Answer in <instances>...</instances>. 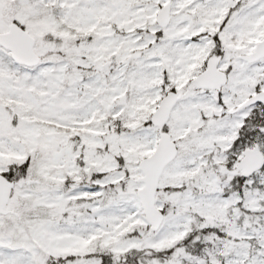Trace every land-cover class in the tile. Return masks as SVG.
<instances>
[{"label":"rangeland","instance_id":"1","mask_svg":"<svg viewBox=\"0 0 264 264\" xmlns=\"http://www.w3.org/2000/svg\"><path fill=\"white\" fill-rule=\"evenodd\" d=\"M171 1L165 24L159 13L169 0H0V32L18 22L42 58L50 33L68 41L74 31L76 41L70 61L43 58L33 68L0 46V173L38 148L44 156L0 214V264L67 256L100 264L99 250L170 249L194 225L213 229L203 254L178 249L152 264H264V171L245 178L238 169L245 148L264 152V105L241 108L264 90V59L239 58L264 39V0ZM211 59L229 81L203 90L194 80ZM171 89L182 100L166 129L180 151L160 181L167 218L146 231L140 162L156 150L160 130L151 118ZM110 115L131 117V129L118 131ZM82 163L102 178L74 183ZM34 175L50 185L31 183ZM31 206L50 215L30 218Z\"/></svg>","mask_w":264,"mask_h":264},{"label":"water","instance_id":"2","mask_svg":"<svg viewBox=\"0 0 264 264\" xmlns=\"http://www.w3.org/2000/svg\"><path fill=\"white\" fill-rule=\"evenodd\" d=\"M170 20L171 2L169 1L160 11L159 21L166 24ZM36 44V38L17 22L11 23L8 31L0 32V45L11 51L13 59L21 65L34 67L41 62L42 58L36 51ZM240 58L248 63H254L264 58V39L257 44L254 52L241 55ZM218 65L219 60H210L207 70L196 78V82L203 87L225 84L228 80L227 75L219 70ZM179 99L180 96L176 91L169 92L153 113L152 122L160 128V139L155 152L140 162L143 176L139 177L137 181L143 186L138 189V196L146 221L153 230L160 229L166 218L165 212L158 206L157 195L165 169L178 155V145L165 128ZM255 103L264 104V90L250 98L245 105ZM240 166L243 168L245 176H251L261 170L264 167V154L260 147L255 146L248 149ZM15 186V182L0 173V214L5 213Z\"/></svg>","mask_w":264,"mask_h":264},{"label":"trees","instance_id":"3","mask_svg":"<svg viewBox=\"0 0 264 264\" xmlns=\"http://www.w3.org/2000/svg\"><path fill=\"white\" fill-rule=\"evenodd\" d=\"M49 9H45L46 16L48 15ZM74 31H71L69 33V40L68 41H62L60 36V30L57 32L50 33L49 36L45 38L47 43L50 45L46 55L43 57L47 62L51 61H59L61 58H68L70 59L75 55L73 52L74 46H75V39L73 38ZM80 36L83 34L80 33ZM81 40V39H80ZM79 40V41H80ZM78 41V42H79ZM65 42V46L63 48L61 47V43ZM91 42V41H90ZM71 70V69H70ZM73 72V71H70ZM70 80V79H69ZM20 119V116L18 117L16 115L14 124L16 125L18 123V120ZM131 117L124 116L121 119H113L110 115L108 121H110L111 125L117 129L120 132H124L126 130L131 129ZM43 153L40 151V148L36 149V151L28 152L27 156L23 159H17L14 162L11 163V165L8 166V170L4 172L3 174L12 182H15L18 186L22 181L29 180L31 174L33 171L38 172V168H40L41 161L43 159ZM81 161V160H80ZM81 169V180L80 181H74V183L77 184H89V183H95L96 181L100 180L102 178V175L99 174L98 170L92 169L90 172H85L86 164L82 163L81 166H79ZM55 169L53 168L52 171ZM264 171V170H263ZM26 182V181H25ZM37 183V184H48L50 185V182L45 181L41 175H34V178L31 180V183ZM125 182H121L118 185L112 184L110 187H105L104 190L107 192L109 188L113 189L116 187H119L123 185ZM72 186L71 182H64L62 184V187L64 190H67ZM165 191V189H160L159 191V197H162V193ZM29 212V217L33 218L34 215H37L38 217L45 218L46 216L50 215V213H47L48 211L43 208H37V207H30L27 209ZM20 214H18L19 216ZM37 217V218H38ZM144 230H149L150 227L147 225L146 227L141 225ZM213 229L210 227H200L199 225H194L191 231L184 237V239L180 240L175 244L173 248L170 249H164V250H155V249H142V250H133L128 253L122 254V253H116L113 252L112 249H105L103 251L99 250L98 253H94L95 255H98L101 257V263L100 264H152L154 262H160V263H167V260L171 258V255L176 252V250L180 249L183 251H186L189 254L192 255H201L205 252L208 241L210 238H212L213 235ZM138 234L136 233H133ZM80 257L78 256H67L66 258L58 257V258H52V263L47 262V264H75L74 260H78Z\"/></svg>","mask_w":264,"mask_h":264},{"label":"flooded vegetation","instance_id":"4","mask_svg":"<svg viewBox=\"0 0 264 264\" xmlns=\"http://www.w3.org/2000/svg\"><path fill=\"white\" fill-rule=\"evenodd\" d=\"M10 54H11V52H10ZM227 75H228V77H229V73L228 72H225ZM198 86H200V87H202V88H204L203 90H210V88H217V87H219V86H222V84H219V85H217V86H215V87H203V86H201V85H199L198 84ZM171 91H177V90H175V89H171ZM179 93V92H178ZM255 95V94H254ZM254 95H252V96H250V97H248L242 104H241V108L242 109H244V108H250V107H253V106H255V104H252V105H245V103L250 99V98H252ZM179 96H180V99H179V101H178V103L182 100V96H181V94L179 93ZM249 118L247 119V121H246V123H248L249 122ZM246 125V124H245ZM244 125V126H245ZM243 131H242V134H244L245 133V128H243L242 129ZM240 131H241V129H240ZM240 131H239V133H240ZM253 132H255L254 131V129H251V131H249V129H248V139H250V137H253ZM250 133H251V135H250ZM178 143V142H177ZM250 148H252V147H247V148H245L244 150H243V156H242V158L245 156V152L248 150V149H250ZM179 151H180V149H179ZM242 158L240 157V160L238 161V169L242 172V174L244 173V170H243V168H241V166H240V163H241V160H242ZM178 159V158H177Z\"/></svg>","mask_w":264,"mask_h":264}]
</instances>
